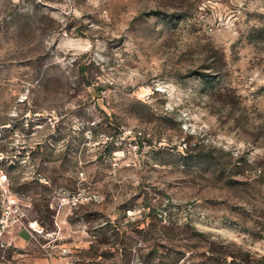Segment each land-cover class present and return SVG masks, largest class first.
<instances>
[{
	"label": "rangeland",
	"instance_id": "obj_1",
	"mask_svg": "<svg viewBox=\"0 0 264 264\" xmlns=\"http://www.w3.org/2000/svg\"><path fill=\"white\" fill-rule=\"evenodd\" d=\"M210 248L264 257V0H0V264Z\"/></svg>",
	"mask_w": 264,
	"mask_h": 264
},
{
	"label": "trees",
	"instance_id": "obj_2",
	"mask_svg": "<svg viewBox=\"0 0 264 264\" xmlns=\"http://www.w3.org/2000/svg\"><path fill=\"white\" fill-rule=\"evenodd\" d=\"M216 249L214 248H210L208 251H206V253L204 254H209L210 256L207 257L205 255V257H207L208 260H210L213 264H227V257L226 256H218L220 255L221 253L218 251L216 252L215 251ZM225 255V254H224ZM180 260H176L174 261L173 264H178ZM233 262H235V260H233ZM264 264V257L260 258V259H256L254 260V262H249V261H243V263L241 264ZM229 264H232V263H229Z\"/></svg>",
	"mask_w": 264,
	"mask_h": 264
},
{
	"label": "built area",
	"instance_id": "obj_3",
	"mask_svg": "<svg viewBox=\"0 0 264 264\" xmlns=\"http://www.w3.org/2000/svg\"><path fill=\"white\" fill-rule=\"evenodd\" d=\"M94 199H95V201H97V200H96V197H94ZM77 202H78V201H77ZM77 202H75V204H76ZM88 202H91V201H88Z\"/></svg>",
	"mask_w": 264,
	"mask_h": 264
}]
</instances>
